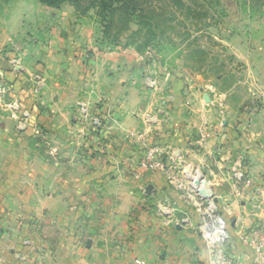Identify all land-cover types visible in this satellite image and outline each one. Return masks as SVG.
<instances>
[{
  "label": "crops",
  "instance_id": "crops-1",
  "mask_svg": "<svg viewBox=\"0 0 264 264\" xmlns=\"http://www.w3.org/2000/svg\"><path fill=\"white\" fill-rule=\"evenodd\" d=\"M28 7H17L10 16L0 13V81L32 114L31 124L17 130L15 121L0 112V264H206V250L194 229L198 216L166 179L143 174L144 185L156 192L140 193L129 173L113 161L137 160L141 147L125 132L142 127L138 110L159 106V97L142 88L138 60L133 58L131 69L124 67L122 53L115 52L109 61L108 53L94 48L91 32L86 33L89 39L80 37L70 5L51 8L36 1ZM20 49L23 70L11 63ZM247 57L255 62L252 73L259 72L249 81L256 96L244 109L245 123L237 122L241 114L229 120L227 161V146L215 125L211 138L203 146L196 144L199 114L182 107L185 68L170 76L164 90L170 123L153 127L147 137L179 146L195 163L214 159L213 191L231 226L229 250L240 264H247L251 251L237 231L264 225V206L254 208L264 199V108L247 114L264 96V39L258 56ZM25 71L43 76L40 98L29 95ZM81 104L90 116L109 111L119 117L122 132L100 133L110 142L107 153L91 147L96 135L80 118ZM207 117L215 123V112ZM238 151L248 185L232 176L217 179L231 169ZM161 201L171 202L192 223H173L158 210Z\"/></svg>",
  "mask_w": 264,
  "mask_h": 264
},
{
  "label": "rangeland",
  "instance_id": "rangeland-1",
  "mask_svg": "<svg viewBox=\"0 0 264 264\" xmlns=\"http://www.w3.org/2000/svg\"><path fill=\"white\" fill-rule=\"evenodd\" d=\"M36 1L40 3L38 0H0V13L10 16L12 11L17 12V7L30 9L29 3ZM100 6L98 0H81L74 10L75 19L80 23V37L89 39L86 33L91 32L92 36L89 37L94 48L108 53L111 56L109 61L114 60L113 53H122L121 64L124 67L131 69L133 58L137 59L139 63L135 64H138L140 74H143L141 82L139 80L141 84L151 71L158 74L159 91L154 94L156 98L167 96L164 90L170 84V76L175 72L181 75L177 70L182 68L186 69L183 96L197 101L209 96L208 86L211 85L220 94L221 101L216 106L217 111H220V130L222 141H225L223 146H227L223 150L226 157L224 160L227 161L229 132L226 129L229 128V120L241 114L237 122L245 123L244 109L249 106L251 95H254L250 92L249 81L252 77H259V72L252 73L250 66L255 62L247 56H258L264 39V0H138L133 8L131 6L128 10H117L112 14ZM101 22L104 24L101 25ZM106 22H109V27L103 39V26ZM21 51L13 52L14 57ZM255 84L256 81H253ZM263 98L261 96L256 99L259 102H254L247 114L254 116L264 108ZM194 107V113H203L204 116L216 112L214 108L201 107L197 103ZM0 112L8 114L4 106H0ZM236 158L238 164L231 162V169H224L217 179L222 181L223 177L234 178L233 175L237 174L243 176V179L234 178L238 184L248 185L250 182H245L247 172L241 151L235 153L232 161ZM165 204L174 207L171 202ZM260 206L264 205L259 202L255 208L259 209ZM172 213L169 220L186 224L180 222L184 215L177 211ZM188 219L192 223L190 216ZM236 234L241 235L239 230ZM239 241L242 243L241 239Z\"/></svg>",
  "mask_w": 264,
  "mask_h": 264
},
{
  "label": "built area",
  "instance_id": "built-area-1",
  "mask_svg": "<svg viewBox=\"0 0 264 264\" xmlns=\"http://www.w3.org/2000/svg\"><path fill=\"white\" fill-rule=\"evenodd\" d=\"M21 59V54H17L16 57L12 58L11 63L13 68L19 67L23 70V67L20 65ZM25 74L24 84L28 88L29 95L40 98L45 88L43 76L37 72L29 71H25ZM144 78L142 84L143 90H149L154 93L159 91L157 84L159 81L158 74L155 72L153 74V71H151ZM208 89L210 91L209 96H204L197 101L185 97L182 103L184 109L190 114L194 113L193 108L196 103L200 104L201 107H211L216 110L214 124L209 121L207 115L204 116L203 113H199V125L197 128L199 138L198 142H196L199 146H203L205 140L211 138L214 133V125L217 129L220 128V111H217L216 106L221 101L220 94L215 92L212 85L208 86ZM10 91V86L4 81H0V106H4L9 117L15 121V128L17 130L27 128L32 122L31 111L22 108L15 96L7 98L6 95H9ZM88 93L92 95L94 90L91 89ZM165 105H168L167 100L161 96L159 97L158 107L152 109L145 107L137 111L136 116L141 117L143 125L139 130L126 131L125 135L131 139L135 138L137 144L141 147L140 156L135 162L131 159L124 158L117 160L114 158V164L123 166L140 193H144L145 189V185L142 182L143 174H161L177 192L179 198L191 206L198 216L194 229L199 233L206 250V264H240L229 251V243L232 237L231 226L228 218L219 208L216 195L213 191L214 173L211 164H214V159L212 157L203 158L195 163L193 160L185 157L179 146L154 140L150 141L147 138L149 131H152L153 127L158 129L163 124L170 123L172 119L171 113L168 106ZM78 113L82 122L86 123L91 133L96 135L90 138L93 150L100 154L107 153L108 141L106 138L103 139L100 133L103 134L106 131L122 132V124L119 117L109 111L104 112V115L96 114L95 116H90L86 106L83 104L78 108ZM35 132L40 133L39 131ZM108 156H111V154ZM238 161V158H236L234 162L232 161V164H238ZM233 176L235 179H243L242 175L234 174ZM245 182L249 183L250 179L246 178ZM164 204L165 202H159L157 206L158 210L170 217L171 214L173 215L172 212L175 211V208L168 204L165 206L166 204ZM261 205H264V199H262ZM180 222L188 223L187 216L184 215ZM241 229L239 228L241 235L238 237L251 251V258L247 264H264V225H256L248 231Z\"/></svg>",
  "mask_w": 264,
  "mask_h": 264
},
{
  "label": "trees",
  "instance_id": "trees-1",
  "mask_svg": "<svg viewBox=\"0 0 264 264\" xmlns=\"http://www.w3.org/2000/svg\"><path fill=\"white\" fill-rule=\"evenodd\" d=\"M38 1L41 4L51 8H59L64 3H69L75 10L78 8L81 0H38ZM98 1L101 4L100 7L109 10L110 14H112L117 10H128L131 6L133 8L137 4L138 0H98ZM101 23H102L101 25L104 24L103 22ZM107 26L109 27V22H106L105 27L103 26V32H102L103 39H104V34L107 32ZM104 28H105V32H104Z\"/></svg>",
  "mask_w": 264,
  "mask_h": 264
},
{
  "label": "water",
  "instance_id": "water-1",
  "mask_svg": "<svg viewBox=\"0 0 264 264\" xmlns=\"http://www.w3.org/2000/svg\"><path fill=\"white\" fill-rule=\"evenodd\" d=\"M155 192H156V189L152 185L148 184L145 186V189H144L145 194L149 195V194H153Z\"/></svg>",
  "mask_w": 264,
  "mask_h": 264
}]
</instances>
